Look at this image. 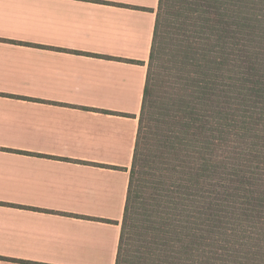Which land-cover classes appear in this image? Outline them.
<instances>
[{
  "label": "crops",
  "instance_id": "1",
  "mask_svg": "<svg viewBox=\"0 0 264 264\" xmlns=\"http://www.w3.org/2000/svg\"><path fill=\"white\" fill-rule=\"evenodd\" d=\"M160 0H0V264H116Z\"/></svg>",
  "mask_w": 264,
  "mask_h": 264
},
{
  "label": "trees",
  "instance_id": "2",
  "mask_svg": "<svg viewBox=\"0 0 264 264\" xmlns=\"http://www.w3.org/2000/svg\"><path fill=\"white\" fill-rule=\"evenodd\" d=\"M116 264H264V0H160Z\"/></svg>",
  "mask_w": 264,
  "mask_h": 264
}]
</instances>
